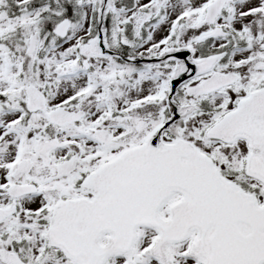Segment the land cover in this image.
<instances>
[{
	"label": "snow or ice",
	"instance_id": "1",
	"mask_svg": "<svg viewBox=\"0 0 264 264\" xmlns=\"http://www.w3.org/2000/svg\"><path fill=\"white\" fill-rule=\"evenodd\" d=\"M0 264H264V0H0Z\"/></svg>",
	"mask_w": 264,
	"mask_h": 264
}]
</instances>
